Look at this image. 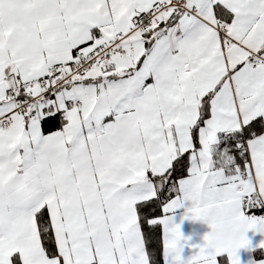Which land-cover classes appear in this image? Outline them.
Returning <instances> with one entry per match:
<instances>
[{
    "label": "snow or ice",
    "instance_id": "1",
    "mask_svg": "<svg viewBox=\"0 0 264 264\" xmlns=\"http://www.w3.org/2000/svg\"><path fill=\"white\" fill-rule=\"evenodd\" d=\"M249 231L264 0H0V264H240Z\"/></svg>",
    "mask_w": 264,
    "mask_h": 264
},
{
    "label": "crops",
    "instance_id": "2",
    "mask_svg": "<svg viewBox=\"0 0 264 264\" xmlns=\"http://www.w3.org/2000/svg\"><path fill=\"white\" fill-rule=\"evenodd\" d=\"M189 206L190 202L185 201L184 207L176 209L173 214V222L179 224L181 236L188 238L187 245H185L181 251V258L183 260H186L197 251L196 248L189 247L188 245H198L203 243V236L210 231L208 225L203 221L180 219L184 209ZM245 235L249 240V245L247 248H241L237 251L240 264H248L249 259L256 258L257 252L264 251L256 248V245H258L261 240H264V236H261L259 233H253L252 231L246 232ZM180 243L183 244L184 240L182 239ZM249 248L253 249V251L249 252Z\"/></svg>",
    "mask_w": 264,
    "mask_h": 264
}]
</instances>
